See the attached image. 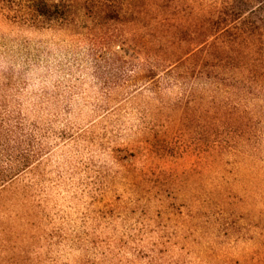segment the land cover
I'll return each instance as SVG.
<instances>
[{
	"label": "rangeland",
	"instance_id": "obj_1",
	"mask_svg": "<svg viewBox=\"0 0 264 264\" xmlns=\"http://www.w3.org/2000/svg\"><path fill=\"white\" fill-rule=\"evenodd\" d=\"M224 1L175 0L169 14L203 24ZM31 2L0 0V124L13 111L42 151L0 189V264H148L132 249L102 254V241L133 240L143 256L162 243L153 264H264V169L240 174L254 195L228 174L230 218L216 214L213 79L169 67L166 50L145 55L178 26L151 32L141 13L70 31L27 22Z\"/></svg>",
	"mask_w": 264,
	"mask_h": 264
},
{
	"label": "trees",
	"instance_id": "obj_2",
	"mask_svg": "<svg viewBox=\"0 0 264 264\" xmlns=\"http://www.w3.org/2000/svg\"><path fill=\"white\" fill-rule=\"evenodd\" d=\"M160 1L32 0L31 6L25 8V13L29 18L27 22L31 24H55L70 31H73V27H78L80 20L85 23L84 20L87 19L90 24L97 26L101 21H119L129 14L136 21L141 13L153 16V23L148 27L151 32L166 25L169 28L178 26L179 30L174 31L171 36L173 43L168 45L156 39L154 43L150 42L152 47L145 48V55L156 58L159 54L155 50H166L169 67L186 62L190 64V69L213 79L212 169L218 192L216 214L222 219H228L230 217L226 216L223 204V200L230 199L233 194L228 174L236 175L233 182L244 185L243 190L254 195L255 192L248 190L244 180L240 179V174L248 170L259 176L264 169V0H225L214 13L204 17L205 21L201 20L203 24L199 23L201 16L186 18L180 13L169 14V8L176 10L179 7L175 0H164V5L159 4ZM165 8L167 12L164 11ZM190 19L197 23L195 30L189 29L187 22ZM81 27L86 29L88 24ZM179 33L187 34L189 39L185 41L178 37ZM176 40L182 41L184 46L176 48ZM123 45L124 42L118 46L120 52L124 51ZM129 47L139 53L140 46L137 44ZM4 114L0 124L1 138L4 139L0 144V189L31 168L42 152L33 147V134L29 132L30 128L26 130L24 119L15 117L13 111ZM257 164H261L263 168L259 169ZM84 243L98 252V241L88 240ZM143 244L145 241L133 240L120 242L115 247L113 242L102 241L101 245L107 247L102 254L108 256L119 248L120 252L127 255L129 249H132L136 252V258H149L148 264L158 260L157 263H161V258L156 259L154 255L162 243L152 245L151 252L145 256L141 246ZM122 264L132 262L123 261Z\"/></svg>",
	"mask_w": 264,
	"mask_h": 264
}]
</instances>
